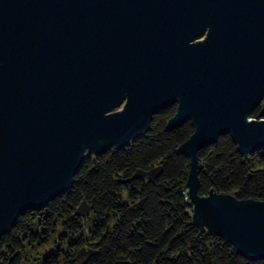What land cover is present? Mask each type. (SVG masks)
<instances>
[{"label":"water","instance_id":"1","mask_svg":"<svg viewBox=\"0 0 264 264\" xmlns=\"http://www.w3.org/2000/svg\"><path fill=\"white\" fill-rule=\"evenodd\" d=\"M172 105L168 128L194 127L180 145L193 224L264 259V201L202 195L198 156L225 134L243 155L264 148V0H0V241Z\"/></svg>","mask_w":264,"mask_h":264},{"label":"trees","instance_id":"2","mask_svg":"<svg viewBox=\"0 0 264 264\" xmlns=\"http://www.w3.org/2000/svg\"><path fill=\"white\" fill-rule=\"evenodd\" d=\"M176 110L172 105L155 114L149 130L130 145L88 156L65 194L19 217L0 241V264H28L37 249L44 250L35 264H79L82 249L93 251L85 264H264L193 224L185 188L190 159L180 145L194 127L188 121L169 129ZM259 114L260 108L251 117ZM198 156L202 195L214 189L264 201V148L243 155L225 134ZM156 167L162 168L159 177L134 179L138 170ZM83 201L89 214L79 212Z\"/></svg>","mask_w":264,"mask_h":264},{"label":"rangeland","instance_id":"3","mask_svg":"<svg viewBox=\"0 0 264 264\" xmlns=\"http://www.w3.org/2000/svg\"><path fill=\"white\" fill-rule=\"evenodd\" d=\"M120 108H122V107H119V108H117L116 110H118V109H120ZM43 250L44 249H37V250H34V251H32V252H30V256H29V258L31 259L29 262H28V264H35V261H33V259L34 258H36V257H38L39 255H40V253H42L43 252ZM35 260V259H34ZM31 261H33L32 263H30Z\"/></svg>","mask_w":264,"mask_h":264},{"label":"flooded vegetation","instance_id":"4","mask_svg":"<svg viewBox=\"0 0 264 264\" xmlns=\"http://www.w3.org/2000/svg\"><path fill=\"white\" fill-rule=\"evenodd\" d=\"M206 37V35L204 34V35H202L201 37H199L197 40H202V39H204Z\"/></svg>","mask_w":264,"mask_h":264}]
</instances>
